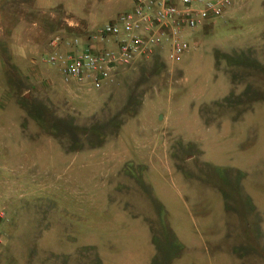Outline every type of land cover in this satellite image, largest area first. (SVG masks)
<instances>
[{
	"label": "rangeland",
	"instance_id": "1",
	"mask_svg": "<svg viewBox=\"0 0 264 264\" xmlns=\"http://www.w3.org/2000/svg\"><path fill=\"white\" fill-rule=\"evenodd\" d=\"M33 2L0 21V264H264V0H231L180 61L158 53L100 90L64 84L51 42L110 47L94 36L133 0ZM131 99L101 147L65 151L46 131Z\"/></svg>",
	"mask_w": 264,
	"mask_h": 264
},
{
	"label": "built area",
	"instance_id": "2",
	"mask_svg": "<svg viewBox=\"0 0 264 264\" xmlns=\"http://www.w3.org/2000/svg\"><path fill=\"white\" fill-rule=\"evenodd\" d=\"M231 0H133L129 11L118 15L115 22L98 30L94 40L111 42L110 47L81 46L75 39L58 47L61 40L51 42L54 50L46 62L59 68L64 84H77L88 90H100L113 81L120 68L166 54L170 62H178L189 50L186 34L204 28L222 17ZM6 214L0 208V247Z\"/></svg>",
	"mask_w": 264,
	"mask_h": 264
},
{
	"label": "trees",
	"instance_id": "3",
	"mask_svg": "<svg viewBox=\"0 0 264 264\" xmlns=\"http://www.w3.org/2000/svg\"><path fill=\"white\" fill-rule=\"evenodd\" d=\"M5 1L6 3L14 6L16 4L19 5L20 3H26L29 7V3L33 0ZM6 15L8 14H3V17H6V19H9V17H11V20H15L13 19V16L7 17ZM0 58L3 59V57L1 56ZM128 104L129 107H125L123 110L116 113L103 123L95 122L89 127H82L72 123L65 125L58 122H50L48 128L45 129L51 137L55 138L57 141L61 142L64 145L63 147L65 151H80L85 147V145H87V147L90 149H95L101 147L107 137L117 135L119 127L124 123V121L130 117H134L137 114L140 102H136V100L131 99ZM32 117L40 124L41 117L39 114H36L35 112Z\"/></svg>",
	"mask_w": 264,
	"mask_h": 264
},
{
	"label": "crops",
	"instance_id": "4",
	"mask_svg": "<svg viewBox=\"0 0 264 264\" xmlns=\"http://www.w3.org/2000/svg\"><path fill=\"white\" fill-rule=\"evenodd\" d=\"M86 1L87 0H34L33 9L45 12L57 6H67L74 3L83 5ZM10 5L11 4L6 3L5 0H0V21L6 19V17H3V14H9L13 16V19L19 21L28 19L29 7L26 3H20L19 5L16 4L15 6ZM9 19H11V17H9ZM187 35L188 34H186V37Z\"/></svg>",
	"mask_w": 264,
	"mask_h": 264
}]
</instances>
